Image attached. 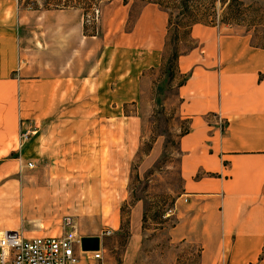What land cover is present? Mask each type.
<instances>
[{
    "label": "crops",
    "instance_id": "obj_1",
    "mask_svg": "<svg viewBox=\"0 0 264 264\" xmlns=\"http://www.w3.org/2000/svg\"><path fill=\"white\" fill-rule=\"evenodd\" d=\"M95 8L98 16L86 23L91 10L76 0H0V203L10 212L19 193L59 205L58 189L71 191L65 179H85L90 203L88 187L111 160V113L123 116L126 105L151 93L149 72L162 66L167 13L134 0ZM191 37L195 47L176 66L183 81L175 110L187 132L176 141L180 197L175 223L165 230L169 246L190 252L172 263L264 264V45L198 24ZM31 121L39 134L17 146L19 124ZM21 161L37 167L43 180L36 188L12 180ZM119 191L111 210L125 199ZM142 209L138 201L120 264H144Z\"/></svg>",
    "mask_w": 264,
    "mask_h": 264
},
{
    "label": "rangeland",
    "instance_id": "obj_2",
    "mask_svg": "<svg viewBox=\"0 0 264 264\" xmlns=\"http://www.w3.org/2000/svg\"><path fill=\"white\" fill-rule=\"evenodd\" d=\"M158 1L160 4L156 5L168 15L162 66L149 72V96L137 104L126 105L124 117L111 113V160L102 168L103 176L94 177L93 185L88 187L93 191L92 201L88 203L87 194L83 193L85 179L61 180L62 183L71 182V191L61 192L59 188L55 193L60 198L56 206L35 198L32 192L22 196L19 193L12 212L5 206L2 208L4 199L0 203V221L9 214L5 229L23 233L27 239H32L33 233L41 230L50 233L44 237H60L65 232H73L80 239L99 237V250L107 263L120 264L131 233L133 208L141 201L144 241L139 259H144V264H173L174 257L189 251L181 245L169 246L165 233L175 223L172 209L180 197L176 141L187 132L186 123L179 120L175 110V89L183 81L176 71L177 59L195 47L191 29L197 24L227 33L238 31L249 37L253 44L264 45V0ZM76 2L89 11L104 0ZM134 2L137 5L145 3ZM217 121L222 127L221 119ZM40 130V125L35 126L34 121L21 122L17 146L27 145ZM19 165L23 170H17L12 180L25 186L34 184L31 187L36 188V182L42 179L38 177L37 167L33 168L32 162L21 161ZM118 186L119 195L122 196L124 190L125 199L121 201L119 211H114L107 205ZM167 211H171L170 216H165ZM65 220L69 223L65 224ZM82 264L88 263L83 261Z\"/></svg>",
    "mask_w": 264,
    "mask_h": 264
},
{
    "label": "built area",
    "instance_id": "obj_3",
    "mask_svg": "<svg viewBox=\"0 0 264 264\" xmlns=\"http://www.w3.org/2000/svg\"><path fill=\"white\" fill-rule=\"evenodd\" d=\"M98 16L92 8L85 22L90 23ZM220 121V119H219ZM167 211L165 216H170ZM108 264L101 250L83 252L80 238L73 232L60 237H37L25 239L17 231H0V264Z\"/></svg>",
    "mask_w": 264,
    "mask_h": 264
},
{
    "label": "water",
    "instance_id": "obj_4",
    "mask_svg": "<svg viewBox=\"0 0 264 264\" xmlns=\"http://www.w3.org/2000/svg\"><path fill=\"white\" fill-rule=\"evenodd\" d=\"M69 221L65 220V224ZM99 237H83L80 239V246L83 252H95L99 250Z\"/></svg>",
    "mask_w": 264,
    "mask_h": 264
},
{
    "label": "trees",
    "instance_id": "obj_5",
    "mask_svg": "<svg viewBox=\"0 0 264 264\" xmlns=\"http://www.w3.org/2000/svg\"><path fill=\"white\" fill-rule=\"evenodd\" d=\"M141 2H145V3H155V4H160L158 0H139Z\"/></svg>",
    "mask_w": 264,
    "mask_h": 264
}]
</instances>
